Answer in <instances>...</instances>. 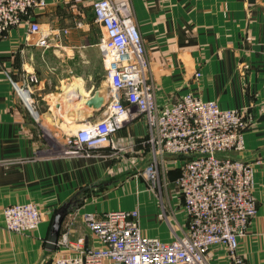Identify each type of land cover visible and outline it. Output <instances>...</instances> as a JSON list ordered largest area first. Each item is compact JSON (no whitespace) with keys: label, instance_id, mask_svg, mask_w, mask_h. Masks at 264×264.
<instances>
[{"label":"crops","instance_id":"crops-1","mask_svg":"<svg viewBox=\"0 0 264 264\" xmlns=\"http://www.w3.org/2000/svg\"><path fill=\"white\" fill-rule=\"evenodd\" d=\"M128 1L161 104L192 91L222 107L243 110L246 147L235 155L261 158L262 163L254 192L258 213L239 249L247 264H264V0ZM32 19L44 32L58 34L61 43L53 41L47 48L35 44L28 21L0 37V160H12L0 163V264H53L57 254H79L63 246L67 237L72 242L83 237L84 253L102 247L83 221L86 212L102 216L138 208L144 234L163 240L181 234L187 226L176 187L181 160L170 157L167 177L150 188L141 174L153 159L144 118L114 134V143L124 149L120 153L112 146L87 156L62 153L67 135L102 116L100 111L86 120L91 112L86 98L95 90L109 96L93 0H47ZM32 75L37 77L32 83L36 118L17 91ZM23 202L41 208V224L30 232L7 229L4 208ZM67 202L76 205L71 204L51 249L53 215ZM228 263L225 251L216 249L213 264ZM101 264L115 263L106 258Z\"/></svg>","mask_w":264,"mask_h":264},{"label":"built area","instance_id":"built-area-1","mask_svg":"<svg viewBox=\"0 0 264 264\" xmlns=\"http://www.w3.org/2000/svg\"><path fill=\"white\" fill-rule=\"evenodd\" d=\"M47 0H0V37L28 21V36L45 48L58 34L46 33L33 11ZM95 21L102 30L99 42L108 83V103L102 116L66 136L64 155H90L105 146L119 149L114 134L139 119L148 125L152 160L142 175L154 189L167 177V160H181L176 187L181 195L187 226L171 240L144 234L138 208L109 210L98 216L86 212L83 221L103 244L83 251L84 238L61 240L67 250L53 264H213L216 249L225 251L228 264H247L239 240L258 213L255 198L256 169L261 158L243 159L247 119L241 108H225L216 100L187 91L178 99L161 104L151 78L150 58L133 7L128 0H93ZM51 32V31H48ZM67 32V30H65ZM197 76L200 73L196 74ZM32 75L17 88L36 118ZM123 148H120V153ZM12 160H0L9 163ZM162 164V174L159 164ZM139 175V173H137ZM33 202L15 203L3 210L5 227L15 232L36 230L43 220Z\"/></svg>","mask_w":264,"mask_h":264},{"label":"water","instance_id":"water-1","mask_svg":"<svg viewBox=\"0 0 264 264\" xmlns=\"http://www.w3.org/2000/svg\"><path fill=\"white\" fill-rule=\"evenodd\" d=\"M107 103L108 98L106 97V95L101 90H95V92L85 100V105L91 108V112L86 115V120L93 117L97 112L102 111ZM71 204L76 205V202H67L63 204V206L58 208L53 215L48 232L47 242L48 247L51 249H54L56 247V242L60 234L62 222L67 213L73 208Z\"/></svg>","mask_w":264,"mask_h":264},{"label":"bare ground","instance_id":"bare-ground-1","mask_svg":"<svg viewBox=\"0 0 264 264\" xmlns=\"http://www.w3.org/2000/svg\"><path fill=\"white\" fill-rule=\"evenodd\" d=\"M78 90V89H77ZM72 93H73V91H72ZM75 94V93H74ZM77 94H79V93H77ZM81 95V94H80ZM70 97V96H69ZM72 97V96H71ZM75 97V96H74ZM77 98V96L75 97V99ZM70 99H72V98H70ZM74 100V99H73Z\"/></svg>","mask_w":264,"mask_h":264},{"label":"trees","instance_id":"trees-1","mask_svg":"<svg viewBox=\"0 0 264 264\" xmlns=\"http://www.w3.org/2000/svg\"><path fill=\"white\" fill-rule=\"evenodd\" d=\"M169 173H171V172H169ZM173 174H175V172H173Z\"/></svg>","mask_w":264,"mask_h":264}]
</instances>
